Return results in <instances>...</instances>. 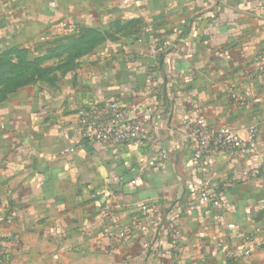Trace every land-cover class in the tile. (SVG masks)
I'll list each match as a JSON object with an SVG mask.
<instances>
[{
    "label": "crops",
    "instance_id": "obj_1",
    "mask_svg": "<svg viewBox=\"0 0 264 264\" xmlns=\"http://www.w3.org/2000/svg\"><path fill=\"white\" fill-rule=\"evenodd\" d=\"M65 36L80 56L0 103V264H264V176L250 175L264 167V0H0L1 51ZM103 98L134 108L140 139L78 142L77 109ZM198 115L257 135L244 155L194 159ZM117 227L128 237L109 253L101 234ZM250 232L249 257L222 255Z\"/></svg>",
    "mask_w": 264,
    "mask_h": 264
},
{
    "label": "built area",
    "instance_id": "obj_2",
    "mask_svg": "<svg viewBox=\"0 0 264 264\" xmlns=\"http://www.w3.org/2000/svg\"><path fill=\"white\" fill-rule=\"evenodd\" d=\"M230 97L236 102L244 101L241 94L233 89L228 90ZM134 108L111 98L95 99L86 105L80 106L75 113V126L78 142H99L109 146L121 145L135 142L142 137L141 123L133 115ZM185 127L188 130L191 154L194 159L213 156L218 153H236L244 155L257 135V128L251 125L241 136L234 131L227 123H209L203 115L187 120ZM159 164L169 159L168 149L159 148L154 152ZM251 176H264V167L250 169ZM139 179V173L130 180L135 185ZM198 199L213 207L222 204L219 193L213 189L203 186L198 190ZM151 204L149 202L140 204V209L149 213ZM222 214H217V219H222ZM233 228L234 224H228ZM17 236H13L14 240ZM128 237L125 227H117L113 232L101 234V238L107 241V251L112 253ZM240 243L236 247H224L222 255L227 259L239 260L249 257L257 248L259 242L254 233L240 234ZM182 235L175 234L169 242L172 253L178 247Z\"/></svg>",
    "mask_w": 264,
    "mask_h": 264
},
{
    "label": "rangeland",
    "instance_id": "obj_3",
    "mask_svg": "<svg viewBox=\"0 0 264 264\" xmlns=\"http://www.w3.org/2000/svg\"><path fill=\"white\" fill-rule=\"evenodd\" d=\"M66 42L76 44L77 39L65 36L56 38L52 43L55 46ZM48 43L50 42L37 40L31 44L30 49L26 48L25 51L19 52L18 56L8 58L0 65V97L4 95L0 103L10 100V97L18 90L24 88L34 90V88L42 87L46 82L51 81L58 71L59 64L55 63L54 57L47 56L51 50ZM52 61L54 62L52 63ZM3 89H5L4 94L2 93ZM25 94L29 95L26 92Z\"/></svg>",
    "mask_w": 264,
    "mask_h": 264
},
{
    "label": "trees",
    "instance_id": "obj_4",
    "mask_svg": "<svg viewBox=\"0 0 264 264\" xmlns=\"http://www.w3.org/2000/svg\"><path fill=\"white\" fill-rule=\"evenodd\" d=\"M82 44H84V41L79 38V39H77L76 44H74L72 42H66L64 44H60L57 46L55 45L56 47H54L53 50H50V52L47 54V56L49 58H53V57H60L64 54H67L69 59L73 60V58L80 56L82 50H80V48H78V46H81ZM25 50H26L25 48H19V47H8L6 49H3L0 52V65H2L6 59L12 58L14 56H18L20 54L19 52H22ZM2 93L3 94L5 93V89L2 90ZM3 96L0 97V102H2V98H4Z\"/></svg>",
    "mask_w": 264,
    "mask_h": 264
}]
</instances>
